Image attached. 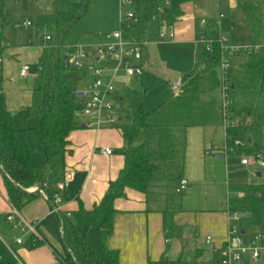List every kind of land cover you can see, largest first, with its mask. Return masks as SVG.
Masks as SVG:
<instances>
[{"label":"crops","instance_id":"1","mask_svg":"<svg viewBox=\"0 0 264 264\" xmlns=\"http://www.w3.org/2000/svg\"><path fill=\"white\" fill-rule=\"evenodd\" d=\"M9 1H6L4 14L0 16L1 64L7 106L16 112L17 116H21V111L32 108L34 104L37 75L31 72L35 66L42 69L40 61L49 45L43 41V36L48 31L40 32L31 18H25L13 29H23L27 34L25 36L21 32L14 34L11 30ZM246 4H261L262 40L264 0H198L182 6L183 16L172 26L175 38L157 45L155 49L164 48L166 45L163 52L189 54L198 47L199 57L189 71L190 77L201 57L202 49L197 39L200 32L206 30L202 24L203 20L219 21L220 32L228 35L235 44H251L252 26L245 10ZM112 7L114 14L109 20V31L116 32L117 4H112ZM221 15L223 18H220ZM27 20L32 22L29 28L22 26ZM33 27L37 31L36 34L32 33ZM100 41L98 36L94 42L86 44H96ZM155 42L147 43L144 47L143 75L129 79L123 74L128 82L134 78H144L148 71L153 72V65L157 59L152 56L151 47ZM245 60V57L234 60L233 77L238 76L241 64ZM24 66L30 67L26 76L21 73ZM174 83L183 85L182 79ZM171 85L172 83L169 82V87L172 89ZM77 90L79 92L83 89L77 88ZM117 94L118 104L121 105L123 99L118 90ZM205 101L208 106L199 113L198 123L178 134L184 157L181 176L176 183L159 185L149 194L126 189L125 197L115 201L117 214L114 218V231L108 239L107 247L111 251L118 252L120 264H149L162 258L181 264H221L220 252L228 236V217L229 212H232V203L241 200L237 197L238 193H244L246 196V192L240 190V187L264 185L262 173L264 168L254 163L248 166L241 164L243 157H251L258 151L264 152V130L259 142H253L248 135L240 136L247 142V146L237 149L227 159L208 155L207 151L210 147L223 146L225 130L221 118V93L218 102L208 97ZM21 118L24 129L19 131L15 123L16 116L14 126L18 131V139L28 143L21 139V132L39 130L35 122L28 124L22 116ZM80 118L81 116L78 118V123L81 127L72 131L69 136L71 152L66 155L64 165L58 168L57 174L49 172L42 146V135L41 147L46 161L43 167L34 164L36 155L31 150L32 167L46 177L45 183L48 184L51 197L58 192L57 185L63 180L65 173L72 172V181L64 194L67 200H64L59 212H54L52 202L44 198L41 193L19 211L24 220L34 226V232L24 234L23 227L15 226L7 220L12 204L0 169V264H18L19 261L23 264H56L57 258L66 260L68 248L62 238V215L70 219L80 233L86 234L99 256L104 257V251L99 243L98 229L88 228L80 211L81 209L92 211L100 204L110 184L118 180L125 167L124 138L122 129L118 127L122 122L115 127L92 130L85 128L84 120ZM252 118L249 117L251 125ZM107 148L113 150L111 156L102 154V150ZM182 178L189 181V187L185 193L178 195L176 188ZM242 225L247 235L264 233V225L253 226L246 224L244 220ZM258 229L260 231H256ZM22 236L23 244H17V240ZM208 238L212 239L211 242ZM39 243L41 245L37 246ZM96 245L99 246V250Z\"/></svg>","mask_w":264,"mask_h":264},{"label":"trees","instance_id":"2","mask_svg":"<svg viewBox=\"0 0 264 264\" xmlns=\"http://www.w3.org/2000/svg\"><path fill=\"white\" fill-rule=\"evenodd\" d=\"M7 0H0V16L4 14ZM37 1V0H34ZM169 1L164 21L169 26L183 16L182 6L198 0H134L137 17L125 30L127 38L138 37L142 42L158 41L161 21H153L156 7ZM248 20L252 26V41H261L263 15L261 4H246ZM87 0L77 3L71 12H56L38 17L37 28L40 32L51 33L52 40L40 61L42 70L46 65L50 73L42 89L45 93L44 105L39 110L28 108L20 112L24 120L35 122L42 135V146L46 155L50 173L57 174L66 155L71 152L69 136L80 128L78 118L82 110L78 90L62 79V71L67 65V47L63 44L65 34L80 21L86 12ZM208 36H216L217 30L206 28ZM205 53L189 77L183 91L172 95L151 111L140 107L135 113L131 125L121 127L124 138L125 167L100 204L92 211L81 209L80 213L88 228H97L99 243L104 251L100 257L88 240L80 233L76 225L62 215V238L68 248L69 264H120L119 254L107 247L108 239L114 231V218L117 210L114 203L125 197L126 189L149 194L159 185L176 183L181 176L183 147L179 133L198 123L199 113L208 105L206 97L219 85L217 57L206 59ZM2 48L0 44V169L4 176L10 203L19 211L29 201L38 197V193H28L27 189L45 183V176L32 167V152L28 143L18 139L14 126L16 112L7 106L5 79L1 64ZM76 70V69H74ZM238 76L232 75L233 109L236 117L249 119L253 124L249 128L240 127L232 131L235 136L248 135L252 141L259 142L264 130V51L253 55L241 64ZM213 101L211 102V105ZM246 192L241 200L232 203V211L245 214L244 222L253 226L264 225V185L240 187ZM64 200L67 197L64 195ZM248 214L251 217H248ZM167 220V218H166ZM41 244H37L40 246ZM149 264H181L162 258Z\"/></svg>","mask_w":264,"mask_h":264},{"label":"built area","instance_id":"3","mask_svg":"<svg viewBox=\"0 0 264 264\" xmlns=\"http://www.w3.org/2000/svg\"><path fill=\"white\" fill-rule=\"evenodd\" d=\"M170 2L166 1L156 7L153 21H161L159 32L160 41L172 40L175 38L172 26L164 21ZM137 10L134 0H120V29L116 32L101 35V41L96 44L76 43L72 47H67L66 57L67 65L76 70H88L92 74V80L88 87L81 90L84 92L83 107L80 116L84 118L83 126L87 129L100 130L106 127H115L120 123L117 114L118 94L116 89V79L120 74L127 78L142 76L144 66L142 65L144 47L147 42H142L138 37L127 38L125 30L130 22L136 20ZM220 18H223L221 15ZM202 24L212 27L218 31L216 36L210 37L206 30L200 32L197 42L201 46L202 52L205 53L206 59L217 57V72L220 82L221 93V118L222 126L225 130V141L223 146H212L208 149L207 154L223 157L227 159L237 149L247 146V142L238 136L232 134V131L240 127L249 128L250 119L236 117L233 109L232 95V69L233 62L236 58H248L253 55L261 54L264 51V33L262 40L256 44L237 45L232 42L231 38L220 32L219 21L203 20ZM211 24V25H210ZM22 26L29 28L32 26L30 20L25 21ZM17 27H20L17 25ZM52 37L48 32L44 34L43 41L50 43ZM29 66H24L22 75H28ZM176 96L182 93L183 85L174 83L171 85ZM102 154L111 156L113 150L110 148L103 149ZM257 164L264 168V152L258 151L251 157H243L241 164L248 166ZM72 181V172H66L63 180L57 185L58 192L51 197L48 192V184H40L31 189V193H41L44 198L51 201L54 212H59L60 206L64 203V194L69 189ZM41 187V188H40ZM189 181L182 178L176 188V194L181 195L187 191ZM237 197L242 199L244 193H238ZM245 214L240 212H229L228 236L225 245L221 249V264H243L244 261L249 264L246 257L258 261L264 253V233L247 235L243 229L242 222ZM7 220L15 226H21L22 232H34V226L28 223L21 216L19 210L11 205L10 213ZM211 238L208 241L211 242ZM17 244H23L20 238ZM18 264H23L21 261ZM56 264H69L65 259L57 258Z\"/></svg>","mask_w":264,"mask_h":264},{"label":"rangeland","instance_id":"4","mask_svg":"<svg viewBox=\"0 0 264 264\" xmlns=\"http://www.w3.org/2000/svg\"><path fill=\"white\" fill-rule=\"evenodd\" d=\"M119 1L120 0H87L85 15L65 34L63 38L64 46L72 47L78 42L83 44L91 43L94 42L98 36L113 33L112 31H109V20L112 19L111 17L114 14L112 4L115 3L117 4L115 14L118 19V26L115 31H118L120 29ZM81 2L82 0H10L8 9L10 10L11 30L14 34H19L21 32V34L25 36L27 34L25 30L13 29V27H15L20 21L25 18H31L35 25L37 24L38 16L41 14L50 15L55 14L56 12L69 13L74 9L77 3ZM32 29V33L36 34L37 31L35 27ZM48 34L51 35L49 32ZM168 41L169 40H158L155 42V45L151 47V50H153L151 51V54L157 59L153 65V72L148 71L149 73H145L144 78H134L130 82H128V79L123 74L119 75L116 88L122 96L123 101L120 102L121 108L117 109V114L123 121L118 127L121 128L123 126L131 125L135 113L140 107L143 106L146 111H151L163 101L174 95L173 90L169 87V82L173 84L179 79H182L183 85L187 84L190 73L189 71L193 68L194 63L199 57V49L198 47H195V49L189 54L177 52L170 54L163 52L162 50L166 49V45L164 47L165 49H155L157 45ZM32 73L37 75V78L35 79V98L32 108L34 110H39L44 105L45 93L42 89L46 83V76L50 73V68L46 65L42 70L40 67L35 66L31 74ZM62 79L69 86L78 89H85L91 83L92 74L88 70H74L67 68L62 71ZM219 87L215 91H210L208 98H212L218 102L220 99ZM80 119L84 120L83 117ZM15 123L19 128V131L24 129L25 126L21 116L16 115ZM21 139L27 141L31 150L34 151V154L36 155L34 164L43 167L46 161L41 147L40 132H21ZM262 173L264 179V170H262ZM256 231H260V229ZM20 238L24 240L23 236ZM96 248L99 250L98 245H96ZM246 258L248 259L249 264H264V253L260 261H254L251 257Z\"/></svg>","mask_w":264,"mask_h":264},{"label":"water","instance_id":"5","mask_svg":"<svg viewBox=\"0 0 264 264\" xmlns=\"http://www.w3.org/2000/svg\"><path fill=\"white\" fill-rule=\"evenodd\" d=\"M232 88H233V86H232ZM77 96H78L79 98H83V97H84V92L79 91V92L77 93ZM81 102L83 103V102H84V99H82ZM120 107H121V105L118 104V105H117V108H120ZM120 122H122V119H120ZM249 142H250V140H249ZM40 188H41V187H40ZM248 217H251V215L248 214ZM243 264H247V262L244 261Z\"/></svg>","mask_w":264,"mask_h":264}]
</instances>
